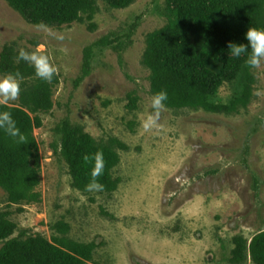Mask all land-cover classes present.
I'll return each mask as SVG.
<instances>
[{"label":"rangeland","instance_id":"1","mask_svg":"<svg viewBox=\"0 0 264 264\" xmlns=\"http://www.w3.org/2000/svg\"><path fill=\"white\" fill-rule=\"evenodd\" d=\"M165 3L135 0L115 8L98 0L93 21L57 26L30 23L0 0V56L6 44L39 50L59 76L55 106L34 132L42 159L40 201L10 205L0 187V211L12 212L16 236L25 230L52 240V225L65 220L69 236L98 242L97 264H231L233 238L251 240L264 231V61L252 69L247 106L234 112L165 106L157 127H142L154 95L144 53L149 33L167 23ZM92 45L91 75L76 85ZM243 81L226 83L211 101L230 104ZM131 93L139 98L136 110L128 107ZM19 96L7 104L19 105ZM68 118L98 142L115 137L130 147L118 149L116 192L73 187L59 152L58 126Z\"/></svg>","mask_w":264,"mask_h":264},{"label":"trees","instance_id":"2","mask_svg":"<svg viewBox=\"0 0 264 264\" xmlns=\"http://www.w3.org/2000/svg\"><path fill=\"white\" fill-rule=\"evenodd\" d=\"M30 23L63 26L75 22L93 21L99 11L98 0H7ZM115 8H127L135 0H106ZM167 23L149 33L144 64L150 69L151 91H166L165 106L171 109H204L211 112H234L247 106L253 97L255 78L246 57L233 58L230 42L247 43L249 27L264 28V0H166ZM94 24L91 23V27ZM102 43V42H101ZM19 50L6 44L0 56L3 74L19 72L20 104H0L8 111L27 137L17 144L0 130V187L8 193L10 205L34 203L41 199L37 187L41 183V155L35 129L44 125L43 113L50 112L55 101L54 88L59 83L40 80L34 68L24 61L17 62ZM94 45L85 49L80 85L92 72ZM244 79L230 104L213 103L226 84ZM128 107L136 110L139 98L131 93ZM58 131L62 135L59 152L69 167L73 187L85 190L90 183L97 153L103 154L104 172L98 178L104 185L101 193L112 194L121 184L114 170L121 163L119 148L130 147L118 138L98 142L82 125L65 119ZM57 148L56 150H58ZM10 210L0 211V264H97V241H80L69 236L71 224L59 220L52 225V240L42 234L22 231L15 235L18 224ZM231 264H244L251 259L264 264V231L251 240L243 235L233 238Z\"/></svg>","mask_w":264,"mask_h":264},{"label":"clouds","instance_id":"3","mask_svg":"<svg viewBox=\"0 0 264 264\" xmlns=\"http://www.w3.org/2000/svg\"><path fill=\"white\" fill-rule=\"evenodd\" d=\"M247 43L230 42L228 50L233 58L246 57V64L251 68L260 67L264 61V28L249 27L245 33ZM17 62L24 61L31 65L36 76L45 82L52 81L56 75L57 69L50 61L49 57L42 54L39 50L28 51L20 49L16 57ZM22 76L19 72L8 73L0 77V104H7L14 101L20 94V84ZM168 100L166 91H160L151 98L150 114L143 122L142 127L147 132L158 126L161 112L165 108V102ZM0 130L11 137L17 144H25L27 137L17 126L16 120L8 111H0ZM95 164L91 172V181L86 185L88 192H99L104 190V185L99 182V177L104 172V159L102 153L95 156Z\"/></svg>","mask_w":264,"mask_h":264}]
</instances>
